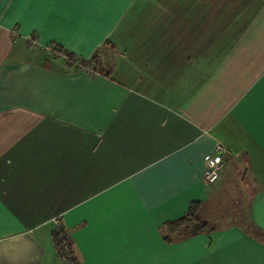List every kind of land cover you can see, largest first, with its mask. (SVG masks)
<instances>
[{"label": "crops", "instance_id": "obj_1", "mask_svg": "<svg viewBox=\"0 0 264 264\" xmlns=\"http://www.w3.org/2000/svg\"><path fill=\"white\" fill-rule=\"evenodd\" d=\"M56 220L79 264H264V0H0V264H70Z\"/></svg>", "mask_w": 264, "mask_h": 264}, {"label": "trees", "instance_id": "obj_2", "mask_svg": "<svg viewBox=\"0 0 264 264\" xmlns=\"http://www.w3.org/2000/svg\"><path fill=\"white\" fill-rule=\"evenodd\" d=\"M108 43H109V40L106 41V44H108ZM55 47L57 49H61V50L64 49L63 47H61L58 44L55 45ZM64 50H65V54H66V59L65 58L64 59L68 65H70L76 69H83L84 71H86L90 74H96L99 72L106 73V70L101 63L100 54L97 51L94 52L90 58H85V57H80V56H78V55H76V54H74V53H72L66 49H64ZM89 62L92 66L93 72L84 68V65H86ZM199 206H200V202H198V201L191 202L187 213L184 216H182V217H180L174 221L169 222L168 228L171 231H182V233H186L187 235H193V234H196L200 231H203V230L209 228L210 227L209 222L199 218V216H198ZM252 230H253L252 232L255 236L264 240V232H262L260 229H257L256 227L252 228ZM62 234H63V237L61 236ZM66 236H67V234H66V231L63 229V227L56 228V230L54 231V240H55V243L58 247L62 248L64 240L66 242H68ZM67 245L69 247L68 243H67ZM63 254L66 256V258L68 259L70 264H79L75 257L72 258L71 255L67 256L64 252H63Z\"/></svg>", "mask_w": 264, "mask_h": 264}, {"label": "rangeland", "instance_id": "obj_3", "mask_svg": "<svg viewBox=\"0 0 264 264\" xmlns=\"http://www.w3.org/2000/svg\"><path fill=\"white\" fill-rule=\"evenodd\" d=\"M109 48H110V45L107 48L108 50L103 52L104 53L103 55H100L102 65H104V64L106 65V63H108V61H111V59L114 58V54H113L114 48H110V49ZM101 50H103V47H102V49H98L97 52L99 53ZM230 171L233 172V170H230ZM228 172H229V169H228ZM229 181L230 180L228 178H225V174H224L223 180L220 182V185H221L220 188L221 189L219 190V194H218L219 196L217 197V199L219 198L218 199V201L220 203V209L219 210L221 211V213H223V214H229L230 213V214L224 215V218H216L215 220H213L215 223L223 221L224 219L231 220L232 219L231 213L233 211L235 212V210H231V209L234 207H236V208L240 207L242 204L244 205L245 197L241 198L238 203H235V201H234L235 198L237 197V193H240L241 190L244 189L243 181L241 179H238L239 183L241 184V185L239 184V186L238 185L234 186V184L230 183ZM238 199H239V196H238ZM236 211H238V208ZM71 256H72V258H74L72 252H71Z\"/></svg>", "mask_w": 264, "mask_h": 264}, {"label": "built area", "instance_id": "obj_4", "mask_svg": "<svg viewBox=\"0 0 264 264\" xmlns=\"http://www.w3.org/2000/svg\"><path fill=\"white\" fill-rule=\"evenodd\" d=\"M49 48L54 51L57 55L62 56L66 59V54L64 49H57L55 45H49ZM85 69L92 70V66L90 63L84 65ZM229 149L223 143H217L214 147V150L211 153L206 155V167L203 174V180L207 183H213L217 181L220 177L221 169L224 164V158L228 154ZM57 228H61V224L58 220H56ZM63 237V234L61 235ZM62 251L67 255L70 256V248L67 245V242L64 240L62 245Z\"/></svg>", "mask_w": 264, "mask_h": 264}]
</instances>
